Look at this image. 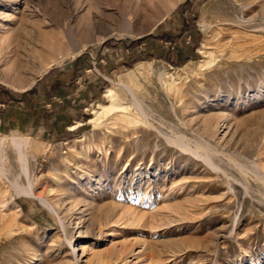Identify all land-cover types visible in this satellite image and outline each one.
Segmentation results:
<instances>
[{
    "label": "rangeland",
    "instance_id": "1",
    "mask_svg": "<svg viewBox=\"0 0 264 264\" xmlns=\"http://www.w3.org/2000/svg\"><path fill=\"white\" fill-rule=\"evenodd\" d=\"M4 112L0 264H264V0H0Z\"/></svg>",
    "mask_w": 264,
    "mask_h": 264
},
{
    "label": "crops",
    "instance_id": "2",
    "mask_svg": "<svg viewBox=\"0 0 264 264\" xmlns=\"http://www.w3.org/2000/svg\"><path fill=\"white\" fill-rule=\"evenodd\" d=\"M7 113H0V129H7L10 126H17L16 117L13 115L7 116Z\"/></svg>",
    "mask_w": 264,
    "mask_h": 264
},
{
    "label": "bare ground",
    "instance_id": "3",
    "mask_svg": "<svg viewBox=\"0 0 264 264\" xmlns=\"http://www.w3.org/2000/svg\"><path fill=\"white\" fill-rule=\"evenodd\" d=\"M207 48H206V45L204 46V48H202V52L203 53H205L206 54V52L204 51V50H206ZM176 142V141H175ZM5 143H3V140L2 139H0V151H1V158H0V160L1 161H4L5 160V158H6V153H5V151H6V149L4 148V145ZM19 146V145H18ZM200 147H201V145H200ZM4 149H5V151H4ZM4 170H6V169H4Z\"/></svg>",
    "mask_w": 264,
    "mask_h": 264
},
{
    "label": "trees",
    "instance_id": "4",
    "mask_svg": "<svg viewBox=\"0 0 264 264\" xmlns=\"http://www.w3.org/2000/svg\"><path fill=\"white\" fill-rule=\"evenodd\" d=\"M150 36L143 37L141 41L147 40Z\"/></svg>",
    "mask_w": 264,
    "mask_h": 264
}]
</instances>
